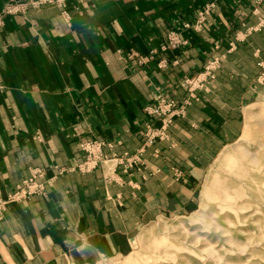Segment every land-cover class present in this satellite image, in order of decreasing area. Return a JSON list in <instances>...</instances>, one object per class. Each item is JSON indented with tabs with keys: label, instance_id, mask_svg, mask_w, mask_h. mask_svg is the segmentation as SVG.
<instances>
[{
	"label": "crops",
	"instance_id": "0c3cea01",
	"mask_svg": "<svg viewBox=\"0 0 264 264\" xmlns=\"http://www.w3.org/2000/svg\"><path fill=\"white\" fill-rule=\"evenodd\" d=\"M0 0V194L35 178L42 195L0 218V264H95L119 257L144 224L195 208L215 156L242 132V106L264 98V0H62L3 14ZM196 32L187 28L206 4ZM64 12V13H63ZM180 41L163 49L169 35ZM167 140L144 146L145 108L188 97ZM105 160L90 172L81 141ZM144 146V147H143ZM139 154L126 168L116 161Z\"/></svg>",
	"mask_w": 264,
	"mask_h": 264
},
{
	"label": "rangeland",
	"instance_id": "374dc122",
	"mask_svg": "<svg viewBox=\"0 0 264 264\" xmlns=\"http://www.w3.org/2000/svg\"><path fill=\"white\" fill-rule=\"evenodd\" d=\"M241 111V135L205 171L195 208L144 224L119 257L95 264H264V173L237 175L239 165L264 160V98L246 100ZM227 186L238 188L234 212L219 215L214 198Z\"/></svg>",
	"mask_w": 264,
	"mask_h": 264
},
{
	"label": "built area",
	"instance_id": "2783aa9c",
	"mask_svg": "<svg viewBox=\"0 0 264 264\" xmlns=\"http://www.w3.org/2000/svg\"><path fill=\"white\" fill-rule=\"evenodd\" d=\"M62 0H29L24 3H11L7 5L3 10V14H14L25 10L27 7L37 8L42 4H56L60 5ZM213 3L206 4L197 13V18L192 24H187V28L198 32L206 23L205 16L213 8ZM64 13V12H63ZM264 25V16H261L258 23L257 29ZM180 44V41L175 40L170 34L167 37V44L163 49L171 48L174 49ZM219 67V61L217 59L213 61H208L205 70L202 74H199L192 78H185L182 81L183 86L188 92V97L182 101H167L160 99L156 106L146 107L144 110L147 114H153L158 118L159 125H147L145 131V143L144 146L152 144L155 140H167L168 130L172 124L175 117L184 116L185 109L189 105L190 99L194 98V91L202 86L201 77L214 78V72ZM143 146V147H144ZM79 147L85 155V159L82 163H69L62 171H79L81 173L90 172L91 170L100 166V164L105 160L104 155L100 151V144L93 141H81L79 142ZM116 161L126 168L136 165L139 162V154H134L128 156L124 154L123 156L117 157ZM39 170H34L32 177L30 179L22 181L18 184L14 190L6 195L2 196L0 194V218L2 213L5 211L6 206L13 202H19L29 199L34 195H42L43 188L41 184L35 181V178L40 174Z\"/></svg>",
	"mask_w": 264,
	"mask_h": 264
},
{
	"label": "bare ground",
	"instance_id": "6f19581e",
	"mask_svg": "<svg viewBox=\"0 0 264 264\" xmlns=\"http://www.w3.org/2000/svg\"><path fill=\"white\" fill-rule=\"evenodd\" d=\"M232 152L235 153L234 150ZM229 154L231 155V152H229ZM249 161L252 168L246 167V165H239V172L237 174L239 178L246 177L249 172L264 173V160L262 156L257 159L252 158ZM252 165H254V167ZM252 181L254 182V179H252ZM237 191V187L227 186L223 187L219 192H217L214 202L216 203L215 209L219 215H225L226 213L234 212V201L236 199L235 193H237Z\"/></svg>",
	"mask_w": 264,
	"mask_h": 264
}]
</instances>
